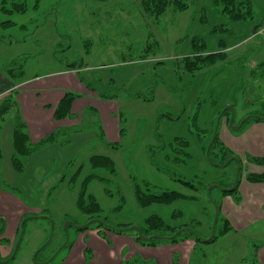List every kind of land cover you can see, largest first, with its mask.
Instances as JSON below:
<instances>
[{"label": "rangeland", "instance_id": "374dc122", "mask_svg": "<svg viewBox=\"0 0 264 264\" xmlns=\"http://www.w3.org/2000/svg\"><path fill=\"white\" fill-rule=\"evenodd\" d=\"M183 1L188 6L184 12L167 11L158 20L147 19L139 0H111L105 5L91 0H42L36 8L34 0H28L23 15L0 13L1 22L14 24L0 26V71L11 82L37 77L38 83L50 86L68 65L80 69L75 75L81 81L68 89L80 95L71 108L72 117L64 119V127L78 129L68 143L41 150L23 161L19 172L11 162V138L1 134L0 264H35L33 255L47 242L37 264L47 258L48 264H120L131 256L149 262L165 256L178 261L184 256L158 250L169 245L164 242L158 247L141 245L131 230L117 234L96 223L77 228L87 217L77 211L76 198L90 173L88 159L94 155L110 158L116 167L114 176L105 175L111 179L110 196L96 181L86 189L102 210L100 219L112 226L142 227L148 217L157 215L170 227L192 222L201 236L210 238L214 205L231 227L244 224L233 220L240 188L233 194L224 191L248 183V174L264 171L248 160L264 158V121L249 118L243 123L251 115L264 117V0H249L253 19L240 22L225 21L218 0ZM218 27L221 31L214 32ZM149 33L160 49L146 54L148 45L154 47ZM195 38L205 44L206 53L217 52L222 41L226 62L193 74L181 70L180 61L192 54ZM6 69H12L18 80L9 78ZM136 94L141 96L133 98ZM33 98L39 106L48 97L40 93ZM31 103L26 102L25 111L20 106V112L35 120L37 110ZM11 119L9 115L5 121L8 129ZM97 127L106 142L120 143L117 150L100 143ZM215 135L219 147L208 156ZM175 138L187 141V147L173 144ZM79 167L71 184L69 179ZM131 178L154 191H176L197 200L139 208ZM177 179L196 184L198 190L187 189ZM250 232L264 235V220ZM221 237L211 244H195L199 248L190 254L191 264H231L237 254ZM6 257L8 261L3 260Z\"/></svg>", "mask_w": 264, "mask_h": 264}, {"label": "trees", "instance_id": "16d2710c", "mask_svg": "<svg viewBox=\"0 0 264 264\" xmlns=\"http://www.w3.org/2000/svg\"><path fill=\"white\" fill-rule=\"evenodd\" d=\"M27 1L28 0H0V13L3 15L11 16L13 14L23 15L27 12ZM42 0H34V8L38 7L39 3ZM96 4H107L111 0H91ZM216 4L221 3L223 5L221 13L225 18V21L229 22H240V21H247L253 19V11L252 5L249 0H218L215 2ZM140 8L143 14L147 17V19H160L162 16L166 14L167 11H171L173 13H181L184 12L188 6L183 0H139ZM14 24L11 21H0V26L3 28H8L13 26ZM220 30V27L215 28L213 31ZM223 30V29H222ZM227 31V29H224ZM256 33V32H255ZM149 40L154 42V47L148 45L146 50V54L151 52L152 48H157L156 52L159 51V44L157 41L154 40L153 33H149ZM219 49L215 53H206L205 51V44L199 39L192 40V47L193 52L190 56L184 57L180 61V69L184 72L193 74L195 72L202 71L206 68L214 67L219 63H225L227 60V47L225 44L220 41L219 42ZM264 65V63H261ZM69 68H74L73 65H68ZM76 69V67L74 68ZM13 70L6 69L9 78H14ZM20 70V74H22ZM14 80H18L16 76ZM18 83V82H17ZM16 92H11L7 96L3 97L0 100V130L5 123L7 117L12 115V132H11V148H12V156L11 162L12 166L16 171H22V163L26 159L31 158L41 150L54 145V144H66L68 143V137L72 134L78 132V129L75 126L71 127H61L56 129L55 131L51 132L41 140L37 141L36 143H31L29 140V136L26 131V124L22 120L18 108V104L15 100ZM140 94L133 95V98L140 97ZM80 95L74 92H66L63 97L59 100L58 104L55 107L53 117L57 121L64 120L68 117H72L71 114V106L72 103L79 98ZM103 98L111 99L113 96L101 95ZM249 118H254L257 120L264 121V117H257V116H250L247 117L243 123L247 122ZM242 123V125H243ZM125 131L121 129L119 131V135L122 137ZM97 138L100 143L111 149L117 150L120 146V143H109L106 142L104 133L100 127H97ZM178 147H187V141L180 138H175L173 141ZM213 147H219V143L217 141V136L215 135L212 138L210 143V147L208 149L207 155L209 156L210 150ZM151 149V148H150ZM178 152V151H177ZM224 156L227 155L226 152L223 153ZM0 158H1V149H0ZM165 160L170 161V158L164 156ZM178 161L177 159H175ZM250 162L260 165L264 168V158H257L252 157L248 159ZM211 163H214L213 160L209 158ZM88 164L90 168V173L86 175L83 179L77 198H76V209L77 211L86 216L87 219L84 222L85 229L88 228L91 224L96 223L98 224L97 227H104L106 230H111L117 234H122L127 231H133L136 234L137 241L144 246H152L156 247L161 242L167 244H175L179 242H183L186 240L191 239L195 242L196 245L202 244H211L215 242L219 237L225 235L227 232L232 231L231 226L229 225L228 221L224 218L219 217V207L217 205L213 206L212 216H211V226L213 231V236L209 240V236L203 237L200 233H198L193 228V223H185L179 227H170L157 215H152L148 217L144 221V225L142 227H138V231L134 230L130 225L126 226H112L108 224L105 220L100 219V213L102 212L98 202L96 201L95 197L91 194L86 193L87 186L92 181H96L100 183L103 188L104 192L107 195L110 194V190L108 189L111 179L105 177V175L114 176L116 174V167L114 162L105 156L94 155L88 159ZM81 167L76 169L73 173L72 177H70L69 181L72 184L74 179L77 178L78 174L80 173ZM246 180L250 183L256 184H264V171L260 174H248L246 176ZM181 184H183L187 189L197 191L198 186L192 182L184 181L181 179H177ZM132 182V191L133 196L135 199V203L139 208H146L151 205H161L167 206L171 205L177 201H196V197L186 196L176 191H154L153 187H150L148 184L143 183L142 185L136 181V179L131 178ZM219 188L225 187L223 184H218ZM231 187L229 185L226 188ZM202 188V187H201ZM224 191V190H223ZM237 191V187L235 186L234 190L229 193H235ZM225 194H228L227 191ZM122 200V199H121ZM120 208V207H119ZM100 219V220H99ZM99 220V221H98ZM92 221V222H91ZM76 224V223H75ZM80 224V223H79ZM78 225V224H77ZM218 229V234H216V230ZM3 229L0 230V233ZM138 232L146 237L150 238L155 235H159V239H148L142 240L138 236ZM248 246V256L242 261L241 264H256L255 263V253L257 250L258 245L252 242H247ZM48 242L45 243L40 249H38V253L41 252L46 248ZM39 255V254H38ZM36 256V260L37 257ZM7 257L4 260H7ZM51 260L48 261L50 263ZM123 264H145L139 260H132L127 261Z\"/></svg>", "mask_w": 264, "mask_h": 264}, {"label": "crops", "instance_id": "0c3cea01", "mask_svg": "<svg viewBox=\"0 0 264 264\" xmlns=\"http://www.w3.org/2000/svg\"><path fill=\"white\" fill-rule=\"evenodd\" d=\"M262 62L264 63V54H263ZM76 72H80V69L66 68L64 70H61L60 72H57L60 75V77H56V79H52L50 81L55 85L52 83H48L50 84V86H47L46 83L44 84L38 83L39 82L38 80H40V78L37 77L32 80H28V81L23 80L20 83H13L8 79V77H6L0 71V100L15 90L16 95L17 93L18 94L20 93L19 95H17V100H18L17 104H18L19 112H20V106H22L23 111H25V104L30 100H32L31 107L37 110L38 117H36L35 120L34 118H27L26 116L24 117L20 112L21 118L26 124V131L27 130L31 131L33 135V141L35 143L41 140L42 138H44L45 136H47L48 134H50L51 132L55 131L56 129L64 127V120L61 121L55 120L53 114L59 100L63 97V95L66 92H69L68 89H70L71 86H79V84L81 83V81H79V79L75 75ZM22 92H26V94L23 95ZM40 93H44L48 98L42 103H40L39 106H35L34 103L35 101L33 96L39 95ZM75 102L76 100L72 103L71 108H73ZM41 112H47V116L43 117ZM39 114L42 115V118L39 117ZM4 126L0 130L1 132L0 146H1V137H2L1 134L5 136L6 140L8 138H11L12 125H10L8 129V127H6L7 125L5 122ZM5 128H7L6 131H4ZM27 134L30 140V134L28 133V131ZM236 187L237 190L240 188L239 194L241 200L237 198L238 204L234 205L233 220L235 221L237 220V222L243 221L244 224H242L241 228H237V229L231 227L233 231L223 235L220 239H222L223 242L229 243L230 245L227 246L232 247V253L234 252V254H237L236 259L233 257L231 258L232 260L231 264H241L242 261H244V259L248 256L249 244H247V242H251L252 240L261 241V243L259 244L257 243L258 247L255 253V263L264 264V235L263 234L254 235L250 232L253 225L262 222V220H264V184H256V183L248 182L238 186L236 184ZM225 219L228 221L230 225V221L227 218ZM208 247H210V245H207L205 248ZM196 248L199 247H195V243L193 241L186 240L175 244H169L168 246L163 248L159 247L158 249V250H168L169 254H176L177 252H181L182 254H184V256L180 258L178 261L174 259V256L154 258L153 262H149L144 259L131 256L128 259L122 260L120 264L132 260H139L144 262L145 264H191L192 256H190V254L192 255L195 252ZM205 255L206 252L203 254L204 258L206 257ZM6 258H3V260Z\"/></svg>", "mask_w": 264, "mask_h": 264}, {"label": "water", "instance_id": "95a60500", "mask_svg": "<svg viewBox=\"0 0 264 264\" xmlns=\"http://www.w3.org/2000/svg\"><path fill=\"white\" fill-rule=\"evenodd\" d=\"M237 128H238V127H237ZM213 187H216V186H213ZM234 188H235V185H234L232 188L227 189V190H225V191H227V192H231V191L234 190ZM91 222H92V221H91ZM21 227H22V225H21ZM77 228H79V229L82 230V229H85V226H77ZM133 229L136 230V231H138V227H133ZM212 233H213V232H212ZM138 236H139V238H141L142 240H148V239H151V238H154V239H159V238H160L159 235H155V236H152V237H150V238H146V237L142 236L139 232H138ZM212 236H213V234L210 236L209 240L212 238ZM36 254H37V253H35V254L33 255V257H32L33 262H34L35 264H37L36 261H35V256H36ZM14 257H15V254H13V255L10 257L9 260L14 259ZM7 261H8V260H7ZM2 263H4V262H2Z\"/></svg>", "mask_w": 264, "mask_h": 264}, {"label": "flooded vegetation", "instance_id": "af4514ba", "mask_svg": "<svg viewBox=\"0 0 264 264\" xmlns=\"http://www.w3.org/2000/svg\"><path fill=\"white\" fill-rule=\"evenodd\" d=\"M1 226H2V225L0 224V230L3 229V228H1ZM36 253H37L36 256H37L38 254H40V252L38 253V250H37ZM36 256H35V261H36ZM49 260H50V259L47 258V259L43 260L41 264H48V261H49ZM32 261H33V259H32ZM36 262H37V261H36ZM33 263H34V262H33Z\"/></svg>", "mask_w": 264, "mask_h": 264}]
</instances>
